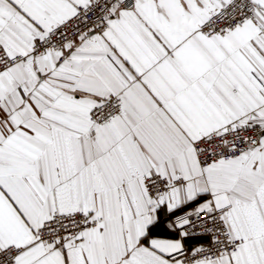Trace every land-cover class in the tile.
<instances>
[{
    "label": "snow or ice",
    "instance_id": "snow-or-ice-1",
    "mask_svg": "<svg viewBox=\"0 0 264 264\" xmlns=\"http://www.w3.org/2000/svg\"><path fill=\"white\" fill-rule=\"evenodd\" d=\"M0 264H264V0H0Z\"/></svg>",
    "mask_w": 264,
    "mask_h": 264
}]
</instances>
